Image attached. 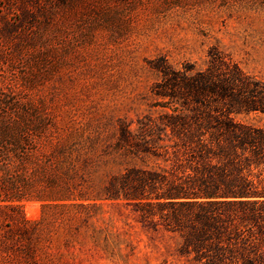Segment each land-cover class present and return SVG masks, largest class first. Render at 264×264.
<instances>
[{
    "label": "trees",
    "instance_id": "obj_1",
    "mask_svg": "<svg viewBox=\"0 0 264 264\" xmlns=\"http://www.w3.org/2000/svg\"><path fill=\"white\" fill-rule=\"evenodd\" d=\"M34 20L21 13L29 26ZM12 33L3 24L1 42ZM210 56L205 69L158 66L157 117L137 120L136 129L120 121L111 152H103L108 139L99 151L97 137L62 138L54 124L41 121L45 108L0 110L5 253L37 264L45 237H62L69 247L85 228L112 255L104 214L122 203L141 221L177 235L176 253L193 264H264V129L236 120L264 114V82ZM108 163L116 172L100 170ZM25 203H38L41 215L26 218Z\"/></svg>",
    "mask_w": 264,
    "mask_h": 264
},
{
    "label": "rangeland",
    "instance_id": "obj_2",
    "mask_svg": "<svg viewBox=\"0 0 264 264\" xmlns=\"http://www.w3.org/2000/svg\"><path fill=\"white\" fill-rule=\"evenodd\" d=\"M25 1L0 0V27H13L10 38H0V110L7 104L45 108L41 121L54 124L62 138L97 137L99 151L104 139L103 152L112 151L120 121L136 129L137 120L157 117L154 106L162 100L155 85L164 63L205 69L210 53H217L264 82V0ZM24 10L34 15L32 26L21 21ZM236 120L264 129L263 113ZM23 212L28 219L41 215L38 203H25ZM106 212L112 255L81 228L69 247L62 237H45L36 263L193 264L176 253L177 235L141 221L132 205ZM6 224L0 219V264H31L5 253Z\"/></svg>",
    "mask_w": 264,
    "mask_h": 264
}]
</instances>
